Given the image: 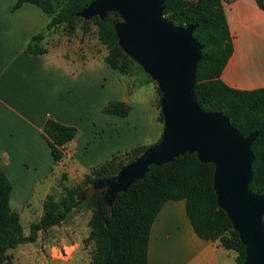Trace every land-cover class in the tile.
Returning <instances> with one entry per match:
<instances>
[{"label":"trees","instance_id":"trees-1","mask_svg":"<svg viewBox=\"0 0 264 264\" xmlns=\"http://www.w3.org/2000/svg\"><path fill=\"white\" fill-rule=\"evenodd\" d=\"M91 0H14L12 8L24 2L39 5L49 17L47 29L61 23L73 26L78 11ZM264 8V0H256ZM163 14L174 23L194 24L193 36L203 44L197 61L194 92L206 109L224 112L230 121L244 134L257 131L251 144L254 153L252 178L249 188L264 193V86L251 89L228 85L221 72L233 51V35L230 31L222 0H164ZM117 11L104 17H83L82 28L87 31L89 22L97 24V35L107 49L105 64L119 76L129 72L135 62L119 44L114 21ZM44 31L33 34L26 44L29 53L46 50L40 42ZM157 107L161 94L158 86ZM129 89V87L127 86ZM131 104L124 100H109L103 106L106 112L127 115ZM159 121H163L161 109ZM78 128L48 117L41 134L49 145L55 161L62 159L64 144L71 140ZM160 137L156 140L158 141ZM148 145L137 144L126 150L112 152L105 159L92 165L74 185L63 184L62 196L56 199L48 192L43 200V212L31 221L29 233H25L18 211L10 204L12 184L0 170V264H10L9 252L20 243L33 241L39 230L60 223L67 214L82 202L91 207L88 219L87 240L94 241V248L87 264H147L148 241L151 225L168 199H185L186 211L196 233L205 239L216 240L226 248L235 250L237 264H243L245 244L233 227L227 212L218 204L213 186L214 164L201 161L197 153L185 152L164 164H150L143 178L135 180L127 191L117 194L110 207L105 201L104 189H91L101 178H109L129 161L135 159ZM61 176L66 177L62 172ZM264 222V217H263Z\"/></svg>","mask_w":264,"mask_h":264},{"label":"crops","instance_id":"crops-1","mask_svg":"<svg viewBox=\"0 0 264 264\" xmlns=\"http://www.w3.org/2000/svg\"><path fill=\"white\" fill-rule=\"evenodd\" d=\"M13 2L0 0V170L12 184L10 204L33 203L37 192H41L37 202L43 204L62 172L79 178L119 150L123 140L152 143L160 133L147 139L150 107L130 97L122 77L103 58L94 56L73 66L50 46L40 53L27 52L25 47L33 34L44 31L41 42L48 40L49 17L35 3L12 8ZM222 3L233 35V51L221 78L235 88L262 87L264 8L256 0ZM113 99L131 104L127 115L103 110ZM152 105L156 107L153 98ZM158 113L155 119L159 122ZM49 116L78 128L64 144L59 161L54 160L41 134ZM235 256V250L224 247L218 239H205L196 233L184 198L166 200L151 225L147 264H237Z\"/></svg>","mask_w":264,"mask_h":264},{"label":"water","instance_id":"water-1","mask_svg":"<svg viewBox=\"0 0 264 264\" xmlns=\"http://www.w3.org/2000/svg\"><path fill=\"white\" fill-rule=\"evenodd\" d=\"M164 0H91L78 15L101 18L117 11L114 28L120 46L157 81L163 114L160 139L149 144L117 174L96 180L111 207L121 191L144 177L150 164H164L185 152L214 164L213 186L245 244L243 264H264V193L249 188L257 131L244 135L218 109L204 108L194 92L197 61L203 44L194 24H176L163 14Z\"/></svg>","mask_w":264,"mask_h":264},{"label":"rangeland","instance_id":"rangeland-1","mask_svg":"<svg viewBox=\"0 0 264 264\" xmlns=\"http://www.w3.org/2000/svg\"><path fill=\"white\" fill-rule=\"evenodd\" d=\"M82 23L83 17L75 18L73 26L69 23H61L51 28L48 40L40 42V44L45 48L50 46L59 58L65 63L71 61L73 66H77L94 56L103 58L108 49L98 38L97 24L90 21L89 29L84 32ZM121 77L125 85L129 87L130 97L140 99L150 107V130L147 139H153L158 131L161 135L164 123L155 119L157 110L158 112L160 110L156 104L158 99V92L155 87L157 81L137 60L130 65L129 72L122 74ZM152 98L156 107L152 105ZM134 145L137 144L123 140L119 143V150H126ZM1 160L4 159L1 158ZM81 178L82 176L63 178L59 174L49 192H53L55 198L59 199L64 192L63 184L74 185ZM39 194L41 192H37L33 203L28 202L20 206H17L15 202L11 204V207L20 215L25 233H29L31 221L37 219L42 212V203L37 202ZM90 214L91 207L88 203H80L60 223L52 225L46 230H39L35 240L23 242L10 248L9 252L12 254L10 264H87L94 248V241L86 239L89 232L88 219Z\"/></svg>","mask_w":264,"mask_h":264}]
</instances>
